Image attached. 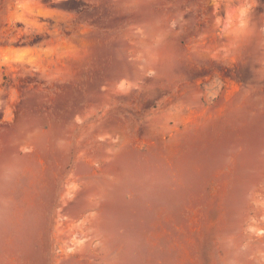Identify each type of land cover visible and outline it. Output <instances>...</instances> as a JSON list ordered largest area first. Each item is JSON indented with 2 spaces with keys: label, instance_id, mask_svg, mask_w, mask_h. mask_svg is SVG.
I'll list each match as a JSON object with an SVG mask.
<instances>
[{
  "label": "rangeland",
  "instance_id": "rangeland-1",
  "mask_svg": "<svg viewBox=\"0 0 264 264\" xmlns=\"http://www.w3.org/2000/svg\"><path fill=\"white\" fill-rule=\"evenodd\" d=\"M0 264H264V0H0Z\"/></svg>",
  "mask_w": 264,
  "mask_h": 264
}]
</instances>
